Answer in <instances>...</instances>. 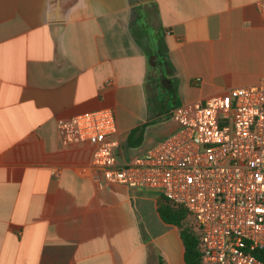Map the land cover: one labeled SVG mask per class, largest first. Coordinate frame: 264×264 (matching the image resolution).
<instances>
[{"label": "crops", "instance_id": "1", "mask_svg": "<svg viewBox=\"0 0 264 264\" xmlns=\"http://www.w3.org/2000/svg\"><path fill=\"white\" fill-rule=\"evenodd\" d=\"M263 79L264 0H0V264H187L163 198L98 186L58 123L113 110L128 161L176 107Z\"/></svg>", "mask_w": 264, "mask_h": 264}, {"label": "built area", "instance_id": "2", "mask_svg": "<svg viewBox=\"0 0 264 264\" xmlns=\"http://www.w3.org/2000/svg\"><path fill=\"white\" fill-rule=\"evenodd\" d=\"M178 129L119 160L115 113L100 109L58 123L63 144L87 142L98 186L157 192L192 219L202 264H264V79L179 106Z\"/></svg>", "mask_w": 264, "mask_h": 264}, {"label": "trees", "instance_id": "3", "mask_svg": "<svg viewBox=\"0 0 264 264\" xmlns=\"http://www.w3.org/2000/svg\"><path fill=\"white\" fill-rule=\"evenodd\" d=\"M157 67V66H155ZM143 128L135 129L129 137V145L133 146L132 141L136 136L141 135ZM134 147V146H133ZM161 218L168 224L175 225L180 228V235L185 246V261L187 264H202L200 259L198 237L192 228L184 225L187 218V212L183 208L172 207L166 199L163 198L159 208ZM260 259L264 260V252L257 254ZM160 264H164L160 262Z\"/></svg>", "mask_w": 264, "mask_h": 264}, {"label": "rangeland", "instance_id": "4", "mask_svg": "<svg viewBox=\"0 0 264 264\" xmlns=\"http://www.w3.org/2000/svg\"><path fill=\"white\" fill-rule=\"evenodd\" d=\"M150 11L154 12V9L151 7ZM159 128L160 133H174L178 129V126H176L175 120L170 117H166V119L163 121ZM184 225L188 226L189 228H192V219L187 216L186 220L184 221Z\"/></svg>", "mask_w": 264, "mask_h": 264}]
</instances>
